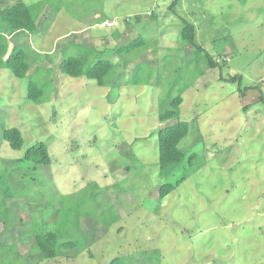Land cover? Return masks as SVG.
<instances>
[{
  "label": "rangeland",
  "instance_id": "374dc122",
  "mask_svg": "<svg viewBox=\"0 0 264 264\" xmlns=\"http://www.w3.org/2000/svg\"><path fill=\"white\" fill-rule=\"evenodd\" d=\"M18 1L0 0V9ZM172 2L47 0L28 46L54 44L51 54L36 53L29 69L51 67L35 76L48 83L50 99L29 100L28 78L0 70V175L22 192L7 200L9 221L0 219V258L7 252L19 256L17 264H109L115 257L128 264H264V0ZM185 20L218 66L193 60L195 48L180 40ZM84 26L93 31L76 32ZM138 36L151 42L135 60L148 83L131 82L133 70L119 76L123 65L109 86L60 71L65 48L68 56L95 46L102 53L92 63L114 58ZM250 85L256 88L244 92ZM178 94L190 125L180 142L186 158L162 171L157 132L175 120L159 121V102ZM8 127L21 129V149L1 140ZM38 141L48 145L51 164L23 158ZM184 174L160 196V185ZM65 210L85 214L82 232L73 234L76 247L45 258L34 248V228L56 229Z\"/></svg>",
  "mask_w": 264,
  "mask_h": 264
},
{
  "label": "trees",
  "instance_id": "16d2710c",
  "mask_svg": "<svg viewBox=\"0 0 264 264\" xmlns=\"http://www.w3.org/2000/svg\"><path fill=\"white\" fill-rule=\"evenodd\" d=\"M178 1L179 0H173L170 6L174 7ZM46 6L47 0H40L32 4H27L20 0L11 6L0 9V26H3L2 29H4L0 31V69L9 68L15 76L19 78H28V99L38 104L49 100L50 95L47 91L48 83L44 81L42 84H39L40 82H38V79L36 80L35 76L38 74H46L51 67H37L34 73L30 74L29 60L32 53L28 52L22 46L17 45H14L9 51V37L7 34L19 31H28L30 33L38 31V20L45 11ZM56 9L59 11V6H57ZM102 22L103 21H101V23ZM180 40L195 48L194 61H199L200 63L204 58L206 68H213L219 65V63L214 60L213 55L198 43L197 29L193 23L185 20L180 31ZM76 45L79 47L81 46V44ZM150 45L151 42L138 36L126 45L119 46L114 54V58H100L92 63L93 57H95L97 53H102L101 50H98L95 46H81L82 48L80 47L77 54L68 56L64 54V51H66L65 48L59 64L60 71L62 74L73 77L84 75L89 79L96 80L100 86H109L114 84L112 82V77H114L119 66L123 65V70L118 73L119 76H123L128 71L133 70L131 82L136 84L148 83L150 77L144 78L140 74L143 63L139 62L135 64V60L139 52L149 49ZM33 52L35 53V50H33ZM241 78V75H238L237 78L232 77L230 80L236 81ZM254 88H256L254 85L246 86L244 92ZM244 92H242V96H244ZM260 99L264 101V93L262 91L260 93ZM182 102V94L162 99L159 102V121L161 123H166L170 120H175L172 123L161 126L157 132L159 146L158 162L159 168L162 171L170 166L181 164L186 158L184 150L180 147V142L188 135L190 125L187 120L182 119L180 116V106ZM1 140L8 141L10 146L16 150L21 149L24 144L23 133L18 127L4 128L1 133ZM23 158L37 165H49L52 162L48 145L43 141H38L30 146L24 153ZM186 179L187 175L184 174L178 178L175 183L169 182L160 185V196H167L176 186H179ZM19 195H22V192L12 188L9 180L4 175H0V219L6 217V220L9 221L8 219L12 215V209L8 207L7 200ZM68 195L69 193L61 195L59 205H65ZM77 205L79 206L80 203ZM67 210L63 212L64 214L61 220H58L56 229L45 230L39 226L34 228V248L45 258L51 259L57 257L60 249L76 247L77 243L73 239V234L75 231L79 233L82 232L81 219L85 214L77 213L70 216V213H65ZM57 211L59 212V209H57ZM56 213L57 212L54 211L53 217L55 220L57 218ZM87 215L89 216L90 214ZM9 248L10 247H8V249ZM3 255L4 258H10L8 260L10 263L5 264H17L16 262L19 260V256H8L9 254L7 252H4ZM4 258L1 257L0 259L3 260ZM26 264L29 263L27 262ZM109 264L128 263L124 257H115Z\"/></svg>",
  "mask_w": 264,
  "mask_h": 264
},
{
  "label": "crops",
  "instance_id": "0c3cea01",
  "mask_svg": "<svg viewBox=\"0 0 264 264\" xmlns=\"http://www.w3.org/2000/svg\"><path fill=\"white\" fill-rule=\"evenodd\" d=\"M46 10V9H45ZM45 12V11H44ZM44 12L41 14V15H43L44 14ZM101 21H103L102 23H100V25L101 26H104V24H111V23H108L107 22V20H101ZM41 26V24H40V20H38V27H40ZM100 26V27H101ZM92 27H94V26H92ZM3 28V26H0V31H2V30H4V29H2ZM89 30H91V31H93L92 30V28H89V27H83L82 29H80V30H78V31H76V32H86V31H89ZM3 32H6V31H3ZM33 33H30V32H28V31H19V32H14V33H11L10 35L11 36H9V35H7L8 37H9V51L12 49V47L14 46V45H17V46H22L23 48H25L28 52H30V53H32L31 54V56H30V60H29V63H30V61H31V59H32V57L33 56H35L36 55V53H39V54H51L52 53V51H53V48H54V44L51 46V48L49 47V48H46V50H38L37 48H34L32 45H30V47L28 46V42L31 40L30 38H31V35H32ZM68 34V32L67 33H65V34H63V35H61V36H59V37H61V38H63V37H65V35H67ZM56 40H54V42H55ZM27 45V46H26ZM44 45H45V43H44ZM33 50H35V53L33 52ZM3 69V68H2ZM1 70V69H0ZM30 71V70H29ZM30 73V72H29Z\"/></svg>",
  "mask_w": 264,
  "mask_h": 264
},
{
  "label": "built area",
  "instance_id": "2783aa9c",
  "mask_svg": "<svg viewBox=\"0 0 264 264\" xmlns=\"http://www.w3.org/2000/svg\"><path fill=\"white\" fill-rule=\"evenodd\" d=\"M152 11H153V9H152V10H151V9H150V10H148V14H151V13H152Z\"/></svg>",
  "mask_w": 264,
  "mask_h": 264
}]
</instances>
